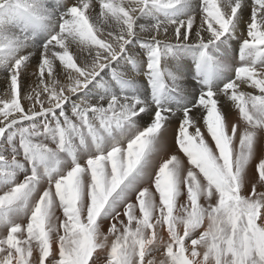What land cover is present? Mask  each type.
<instances>
[{
  "label": "snow or ice",
  "instance_id": "1",
  "mask_svg": "<svg viewBox=\"0 0 264 264\" xmlns=\"http://www.w3.org/2000/svg\"><path fill=\"white\" fill-rule=\"evenodd\" d=\"M0 75V264H264V0H0Z\"/></svg>",
  "mask_w": 264,
  "mask_h": 264
},
{
  "label": "bare ground",
  "instance_id": "2",
  "mask_svg": "<svg viewBox=\"0 0 264 264\" xmlns=\"http://www.w3.org/2000/svg\"><path fill=\"white\" fill-rule=\"evenodd\" d=\"M28 82L29 81L26 79L25 80V83L27 84ZM4 86H5V81H4L3 77H2V75H0V90H3ZM226 111L228 112V119H229V121H232V120H235L236 119L237 114H236V112L234 110H232L230 108H226ZM106 224H108V223L105 222V228L108 227Z\"/></svg>",
  "mask_w": 264,
  "mask_h": 264
},
{
  "label": "rangeland",
  "instance_id": "3",
  "mask_svg": "<svg viewBox=\"0 0 264 264\" xmlns=\"http://www.w3.org/2000/svg\"><path fill=\"white\" fill-rule=\"evenodd\" d=\"M108 226V224H106Z\"/></svg>",
  "mask_w": 264,
  "mask_h": 264
}]
</instances>
